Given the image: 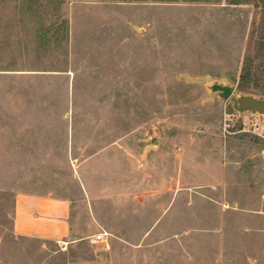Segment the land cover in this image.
<instances>
[{"label": "rangeland", "instance_id": "rangeland-1", "mask_svg": "<svg viewBox=\"0 0 264 264\" xmlns=\"http://www.w3.org/2000/svg\"><path fill=\"white\" fill-rule=\"evenodd\" d=\"M240 94L264 97V0H0V264H264ZM18 191L76 200L71 238L16 234Z\"/></svg>", "mask_w": 264, "mask_h": 264}, {"label": "crops", "instance_id": "crops-1", "mask_svg": "<svg viewBox=\"0 0 264 264\" xmlns=\"http://www.w3.org/2000/svg\"><path fill=\"white\" fill-rule=\"evenodd\" d=\"M69 126L70 124H67V126L65 124L64 127L68 129ZM67 136L69 137V143L67 142L66 144L68 160L72 161L76 159V156H73V150H75L76 146L73 144V135L68 133ZM120 145L123 147L122 144ZM52 147L54 145L46 144L44 151L49 153ZM110 147H115L116 150L119 148L113 144ZM105 150V148H100L93 154L87 155L81 161H91ZM117 151L121 152V150ZM82 196L88 202L91 199L93 200L94 197L92 191L85 184H82ZM75 202L76 200L70 195L58 194L54 191H18L14 197V232L21 236L54 239L57 241L71 238L72 213L77 203Z\"/></svg>", "mask_w": 264, "mask_h": 264}, {"label": "water", "instance_id": "water-1", "mask_svg": "<svg viewBox=\"0 0 264 264\" xmlns=\"http://www.w3.org/2000/svg\"><path fill=\"white\" fill-rule=\"evenodd\" d=\"M209 89L218 92L222 98H229L233 95L234 87L226 83H211ZM235 106L240 114L258 113L264 115V97H259L253 94H240L235 96ZM159 130L154 131L157 136Z\"/></svg>", "mask_w": 264, "mask_h": 264}, {"label": "built area", "instance_id": "built-area-1", "mask_svg": "<svg viewBox=\"0 0 264 264\" xmlns=\"http://www.w3.org/2000/svg\"><path fill=\"white\" fill-rule=\"evenodd\" d=\"M251 114H256L251 125L253 126V131L258 135L264 137V115L260 116L258 113H251ZM94 241L101 243L106 242L107 239L105 237V233L96 234Z\"/></svg>", "mask_w": 264, "mask_h": 264}]
</instances>
